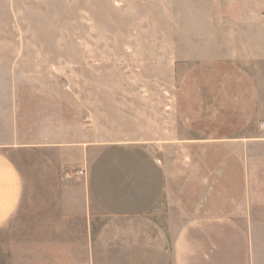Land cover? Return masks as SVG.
I'll return each mask as SVG.
<instances>
[{
	"label": "rangeland",
	"instance_id": "374dc122",
	"mask_svg": "<svg viewBox=\"0 0 264 264\" xmlns=\"http://www.w3.org/2000/svg\"><path fill=\"white\" fill-rule=\"evenodd\" d=\"M240 137L264 140V0H0V143L24 180L0 264H31L32 206L66 183L103 215L218 213Z\"/></svg>",
	"mask_w": 264,
	"mask_h": 264
},
{
	"label": "crops",
	"instance_id": "0c3cea01",
	"mask_svg": "<svg viewBox=\"0 0 264 264\" xmlns=\"http://www.w3.org/2000/svg\"><path fill=\"white\" fill-rule=\"evenodd\" d=\"M236 140L234 179L222 183L221 202L209 200L218 213L199 214L198 202H191L195 212L184 214L181 198L174 217L166 204L147 203L139 213L112 208L103 215L108 208L89 197L86 184H62L61 197L32 206L39 209L30 216L31 238L42 242H32L31 264H264V168H258L264 140ZM14 146L10 139L0 143V226L23 207L24 180L8 153ZM65 147L56 149L64 156ZM227 170L226 162L217 169L223 179Z\"/></svg>",
	"mask_w": 264,
	"mask_h": 264
},
{
	"label": "built area",
	"instance_id": "2783aa9c",
	"mask_svg": "<svg viewBox=\"0 0 264 264\" xmlns=\"http://www.w3.org/2000/svg\"><path fill=\"white\" fill-rule=\"evenodd\" d=\"M82 173V172H81Z\"/></svg>",
	"mask_w": 264,
	"mask_h": 264
}]
</instances>
